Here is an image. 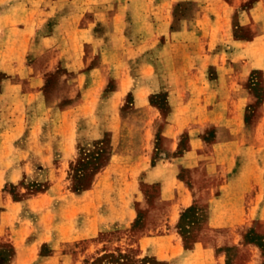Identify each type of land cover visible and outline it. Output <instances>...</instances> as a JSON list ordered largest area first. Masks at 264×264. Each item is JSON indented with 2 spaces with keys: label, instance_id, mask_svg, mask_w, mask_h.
I'll return each mask as SVG.
<instances>
[{
  "label": "rangeland",
  "instance_id": "obj_1",
  "mask_svg": "<svg viewBox=\"0 0 264 264\" xmlns=\"http://www.w3.org/2000/svg\"><path fill=\"white\" fill-rule=\"evenodd\" d=\"M94 1L58 10L40 30L41 35L57 34L51 41L37 39L22 55L15 53L16 47H0V164L27 168L19 182L7 181L1 189L14 201L25 202L19 219L26 223L17 220L2 233L0 264H88L120 253L133 261L147 259L148 264L264 261V224L255 221L235 233L214 231L208 224L209 189L225 178L218 174L211 145L219 135L229 137L225 128H204L199 136L207 143L204 161L195 170L178 173L193 189L196 203L180 215L176 230L181 250L171 258L163 239L168 203L161 200L160 183L145 181L152 167L173 162L189 149L188 132L176 139L165 136L173 112L167 87L188 84L189 74L205 66L200 39L208 25L195 19L207 10L202 11L200 0H170L164 9L121 11L118 26L107 20L98 22L94 33L81 31L100 15L112 14L103 0ZM226 1L230 6L223 1V8L208 11L212 21L218 19L213 12H221L223 20L209 26L218 44L214 52L226 51L231 57L225 61L231 64L232 58L242 56L231 41L249 42L245 55L256 67L245 83L250 102L231 160L238 169L248 154L255 162L264 161V40H259L264 12L247 15L254 0ZM92 36L106 41L85 42ZM215 77L213 71L210 79ZM137 85L161 87L149 96L150 105L160 111L154 124L149 123L155 118L152 111L134 107L129 90ZM184 108L182 112H194ZM195 124L173 123L178 130ZM172 129L169 135L175 133ZM245 144L253 146L250 153ZM3 211L0 206V219ZM22 227L23 236H13ZM240 234L239 245L228 244ZM198 243L212 248L214 256L204 255L201 261L192 257ZM249 245H256L261 256Z\"/></svg>",
  "mask_w": 264,
  "mask_h": 264
},
{
  "label": "crops",
  "instance_id": "obj_2",
  "mask_svg": "<svg viewBox=\"0 0 264 264\" xmlns=\"http://www.w3.org/2000/svg\"><path fill=\"white\" fill-rule=\"evenodd\" d=\"M78 1L83 6H86L85 4L89 2H96L94 0H0V47H16L15 53L22 55L26 53V47L36 44L37 39H39L40 43L51 41L57 34L49 32L41 35L40 30L48 24L51 17L58 10H62L63 7L65 11L67 6L71 7ZM169 1L103 0L102 4H105V8L108 7V10H112V14L100 15L96 21L90 23L88 28L84 26L80 29L81 31L89 29V31L91 30L94 33L93 29L97 23L101 22L102 24L107 20H111L118 26L124 15L121 11L164 9ZM175 1L178 0H172V3ZM200 1L202 11L207 10V12H203L195 19V22L208 25L205 35L200 39L201 49H203L200 57L206 61V64L205 66L196 67V70L189 74L188 84H180L179 86L170 84L167 87L170 92L169 100L173 112L167 119L168 124L165 136L176 139L182 132H188L190 135L189 149L181 156L175 158L173 162H162L160 165L152 167L145 175L146 182L160 183L162 187L161 200L168 203L166 236L163 238L168 244L167 248H164L167 258H171L181 250V241L178 238L176 224L181 213L196 203L193 189L184 180L178 178V173L182 169L195 170L204 161L205 154L203 149L207 143L199 136L203 129L209 125H216L218 129L225 128L227 136H229L227 139H222L219 135L218 140L211 145L213 148L212 158L218 159L216 166L218 174L222 173L225 178L219 184V187L209 189L211 194L206 200L209 207V227L214 231L227 230L235 233L239 230L244 231L251 228L255 221L264 224V161L255 162L251 160L248 154L247 158H244L242 162L244 167L238 169H236V162L231 161L236 155L234 149L237 148V135L241 134L245 129V106L250 102V95L244 88L245 83L249 79L251 72L256 69L249 60L247 61L245 55V49L249 46V42L235 40L232 35H229L230 39H233L231 41L233 47L241 49L242 56L240 59L242 62L237 63L240 60L238 57L232 58L231 64L226 63L225 58L229 59L231 55H228L226 51H223V53L214 52L218 44L215 41V34L209 27L212 23L221 25L223 23L222 14L221 12H213L218 19L212 21L208 11L214 7L223 8V1L228 6L230 4L226 0ZM155 2L158 3V6L151 7L150 4L153 5ZM139 4L144 6L138 8ZM88 9L89 7H87ZM259 10L264 12V0H254L253 7L248 14H245L249 16V14H256ZM95 39L101 40L103 43L106 41L105 37L96 38V36H92L90 41L86 40L85 42L91 43ZM259 40H264V35L259 36ZM151 69L153 70V67ZM261 69L264 71V67ZM213 71H216L214 80L210 79V74H213ZM160 89L161 87L152 89L150 85H137L129 90L133 94L134 107L136 109L143 107L155 114V118L149 120V123L152 124L155 123L156 117H159L160 111L150 105L149 96ZM118 91L115 90L114 93ZM185 106L189 109L191 107L194 108V112L191 114L182 112V110L185 111ZM177 121L193 122L197 125L178 130L173 125ZM198 124L201 126L198 127ZM171 127H173V131L175 130L173 135H169L167 131ZM172 130L171 132H173ZM176 144L177 140L172 143V150L176 149ZM252 147L251 145H246L249 153L252 151ZM41 156L43 158L47 154L44 152ZM139 164L140 162L135 163L133 169L138 167ZM210 165L207 163V166ZM26 170V167L18 168L15 164L7 167L0 164V206L5 208V211L1 213L0 237L4 234L5 229L11 224H15L17 220H20L23 225L26 223L19 219L25 202H16L10 195L1 193V189L7 181L12 183L19 182ZM24 231L25 229L22 227L14 231L13 236L16 235L17 238L21 234L23 236ZM237 238L228 244L239 245L243 238L242 234L238 235ZM249 246L254 248L261 256V250L256 245ZM159 251L160 248H157V252ZM191 253L192 257L199 260L204 255L214 256V250L201 243H198ZM256 262L264 264L261 259L256 260Z\"/></svg>",
  "mask_w": 264,
  "mask_h": 264
},
{
  "label": "trees",
  "instance_id": "obj_3",
  "mask_svg": "<svg viewBox=\"0 0 264 264\" xmlns=\"http://www.w3.org/2000/svg\"><path fill=\"white\" fill-rule=\"evenodd\" d=\"M191 209H189L188 211H191ZM182 219V218H181ZM251 243H256L254 240H249ZM148 264L150 263L149 260L144 259V260H139V261H133L132 258L128 255V254H105L97 259H95L92 262H89L88 264Z\"/></svg>",
  "mask_w": 264,
  "mask_h": 264
}]
</instances>
